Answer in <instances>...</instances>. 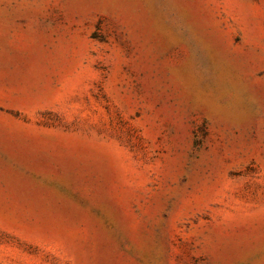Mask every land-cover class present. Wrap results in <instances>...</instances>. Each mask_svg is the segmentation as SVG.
Instances as JSON below:
<instances>
[{"label":"rangeland","instance_id":"rangeland-1","mask_svg":"<svg viewBox=\"0 0 264 264\" xmlns=\"http://www.w3.org/2000/svg\"><path fill=\"white\" fill-rule=\"evenodd\" d=\"M0 264H264V0H0Z\"/></svg>","mask_w":264,"mask_h":264}]
</instances>
